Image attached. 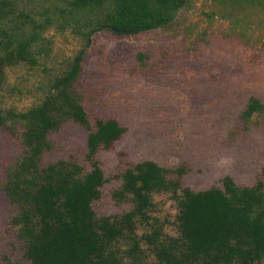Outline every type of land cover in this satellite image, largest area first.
I'll use <instances>...</instances> for the list:
<instances>
[{
	"label": "trees",
	"instance_id": "trees-1",
	"mask_svg": "<svg viewBox=\"0 0 264 264\" xmlns=\"http://www.w3.org/2000/svg\"><path fill=\"white\" fill-rule=\"evenodd\" d=\"M46 1L52 15L37 10L32 0H0V127L12 131L20 126L23 147L6 172L2 191L15 206L11 223L28 264H264L260 176L239 185L225 175L220 186L194 190L168 175L180 176L182 168L145 159L130 163L112 192L130 207L96 214L92 202L107 178L95 155L110 148L126 128L115 118H96L91 125L77 86L83 48L47 76L40 101L22 110L4 105L7 70L44 64L40 60L47 56L51 27L64 30L69 21H79L77 33L86 44L101 26L119 35L166 27L188 0ZM230 1L233 9H249L251 15L257 9L264 22V0ZM263 111L264 103L250 96L241 117L249 120ZM69 121L87 131L89 169L72 157L44 159L54 149L50 134Z\"/></svg>",
	"mask_w": 264,
	"mask_h": 264
},
{
	"label": "rangeland",
	"instance_id": "rangeland-1",
	"mask_svg": "<svg viewBox=\"0 0 264 264\" xmlns=\"http://www.w3.org/2000/svg\"><path fill=\"white\" fill-rule=\"evenodd\" d=\"M32 1L52 15L50 2ZM233 8L230 0H188L166 27L121 35L102 28L86 44L77 33L79 21L64 30L51 27L44 64L7 70L4 105L22 110L40 101L47 76L84 49L77 86L91 125L96 118H115L126 128L95 155L107 178L92 202L99 216L130 207L112 192L123 170L145 159L182 168L180 176L168 175L194 190L220 186L225 175L239 185L264 180V111L241 117L250 96L264 103V22L257 9L251 15ZM21 129L0 127V264H28L11 223L15 206L2 191L7 170L23 151ZM86 135L66 122L50 134L54 149L44 159L72 157L89 169ZM166 207L172 211L170 202Z\"/></svg>",
	"mask_w": 264,
	"mask_h": 264
},
{
	"label": "water",
	"instance_id": "water-1",
	"mask_svg": "<svg viewBox=\"0 0 264 264\" xmlns=\"http://www.w3.org/2000/svg\"><path fill=\"white\" fill-rule=\"evenodd\" d=\"M104 26H101L99 29H102Z\"/></svg>",
	"mask_w": 264,
	"mask_h": 264
}]
</instances>
